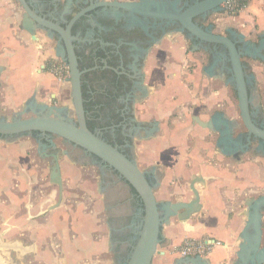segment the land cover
<instances>
[{
  "label": "crops",
  "instance_id": "crops-1",
  "mask_svg": "<svg viewBox=\"0 0 264 264\" xmlns=\"http://www.w3.org/2000/svg\"><path fill=\"white\" fill-rule=\"evenodd\" d=\"M27 1L35 12L60 23L65 0ZM262 4L263 0H246L237 14L216 15L202 25L213 24L219 35L234 31L258 44L264 40ZM22 15L16 0H0V118L10 120L39 105L70 112L64 98L69 83H59L51 73L53 61L60 60L56 40L51 42L36 31L33 41L20 29ZM241 61L254 77L248 90L255 118L264 111L260 104L264 94L258 93L262 86L264 93V61L250 57ZM142 71L143 104L134 112L128 157L156 184L158 203L192 201V183L199 195L197 214L185 223L173 218L162 226L161 246L151 264H187L176 253L185 239L223 243L195 264H234L248 222L246 204L264 195V154L245 152L234 160L216 147L217 132L197 125L196 119L228 122L234 139L239 128L231 93L209 54L194 52L183 38L167 39L148 49ZM29 116L30 111L22 118ZM31 143L16 138L0 147V259L6 264H126L143 215L132 188L106 167L69 160L61 147L62 199L83 193L92 199V208L82 215L80 204L77 214L69 211V222L62 200L59 209L46 214L55 205L47 197L54 188L49 183L50 164L40 159L44 167L32 164ZM91 169L92 178H82ZM96 172H105L109 181L104 183Z\"/></svg>",
  "mask_w": 264,
  "mask_h": 264
},
{
  "label": "water",
  "instance_id": "water-1",
  "mask_svg": "<svg viewBox=\"0 0 264 264\" xmlns=\"http://www.w3.org/2000/svg\"><path fill=\"white\" fill-rule=\"evenodd\" d=\"M16 1L23 10L21 30L28 33L33 41H37L36 31H42L45 38L51 42L56 40L57 48H59L57 57L64 63L68 78L72 110L66 112L63 108L39 105L19 112L10 120L0 118V147L8 146L9 142H3V139L12 136L29 139L36 145L30 135L37 133L41 137L57 138L59 145L61 144L66 152L70 149L65 145L68 142L67 144H72L74 149L77 147L83 150L114 170L119 175V179L124 180L132 188L143 207L137 240L131 249L126 264H151L153 257L158 252V247L161 246L162 226L168 225L173 218H176L179 223H185L197 214L199 212V195L193 188L194 183H192L190 186L193 195L192 201L173 204L158 203L154 196L156 184L151 183L147 174L139 170L135 161L128 157V153L123 152V154L116 146L105 142L98 133H92L87 129L81 94V77L88 70H79L75 43L81 42V39L78 33L74 36L71 35L72 28L81 18H86L96 8H102L104 11L110 9L114 15L119 17L123 12L138 26H143L141 30L143 35L146 38H154L150 48L162 45L167 39L184 38L191 43L194 52L209 54L208 49L216 52L221 60L213 58L233 98L238 113V126H241V131L244 128L246 130V143L242 144L241 135L235 139L232 137L233 126L228 122H216L217 120L213 118L207 122L196 119V123L202 129L217 132L219 137L216 147L220 149L221 153L237 161L240 160L243 153L249 152L253 143H257L254 147L255 150H263L264 148V124L258 125L254 120L257 113L251 112L248 87L254 77L246 73L245 66L241 61L244 57L264 61V54H262L264 40H260L258 44H253L246 41L243 35L234 31L228 30V35L223 36L214 33L215 26L213 24L206 27L202 25L211 17L223 14V4L227 0H136L134 3L116 0H65L63 5L65 8H62V13H60V23L54 18H46L35 12L27 0ZM73 4L88 5L73 14L67 21L63 16ZM151 20L154 22V29L157 28L156 31L152 30V35L148 33V28L145 25ZM172 26L175 27L171 30L170 27ZM125 29V34L128 36L135 31L132 24L126 25ZM127 44L131 48L130 52L147 51L143 50L145 45H134L132 42ZM128 46L125 45L127 49ZM218 48H220L219 51ZM131 55L128 67L131 72H134L136 54ZM111 70L115 72L114 69ZM131 89L135 94V101L130 107L134 116V112L143 104V89L138 88L135 84L131 85ZM28 111H30L31 116L22 118ZM69 116L75 117V120H71ZM221 125L223 126L222 129H220ZM50 144L55 147L53 141H50ZM40 148L45 149V145L37 142L38 154ZM80 152V150L74 151L76 154H80ZM52 159L49 183L56 187L58 200L49 211L55 210L59 206L63 195L59 156L53 155ZM246 206L249 210L248 222L243 231L244 236L241 238V243L237 247L238 251L235 254L236 262L234 264H264V245H262L264 195L250 199ZM246 233L250 234L247 235ZM1 248L8 251L7 246ZM182 259L187 264H195L201 260L200 257ZM0 262L6 264L3 259H0Z\"/></svg>",
  "mask_w": 264,
  "mask_h": 264
},
{
  "label": "flooded vegetation",
  "instance_id": "flooded-vegetation-1",
  "mask_svg": "<svg viewBox=\"0 0 264 264\" xmlns=\"http://www.w3.org/2000/svg\"><path fill=\"white\" fill-rule=\"evenodd\" d=\"M88 4L85 5H78L73 4L68 8V11L66 14H64V18L67 20L68 17H72L73 14L77 13L80 9L86 7ZM179 7H181V4H179ZM62 8H65L64 6ZM59 13H62V11H59ZM117 15H114L112 11L105 10L102 8H96L91 13L88 14L86 18H81L77 23H80V26L84 29L83 35L81 34V31L78 32L79 38L81 39V42L75 43V49L76 51L83 53L88 59L86 62L90 60V64L92 66L90 68H87L85 70H88V72L84 73L82 75V78L85 79V76H88L90 80H86V84L88 88L90 89V93L92 95V101L95 103V96L96 94H104L103 103L107 104L110 102H113V106L119 107L121 106L122 109L119 111V117L120 121L110 127H105L102 129H98L96 133L99 134L103 140H106V142H109L112 146H116L122 153L127 152L128 155H130L129 150L131 146V137L134 135L135 131V123L133 122V115L130 111V107L132 106L133 102L135 101V94H133L132 89H128V85L135 84L138 86V88H141V84L144 80V75L142 71L143 62H144V55L148 52V49L152 46L153 39L146 38L143 35L142 27L138 26L134 20H131L125 16L123 12H121V15L117 18ZM83 19V20H82ZM70 20V19H69ZM67 20V21H69ZM133 25V34L131 33L129 36L132 40H128L126 37H124L123 33L125 34V26L126 25ZM154 22L151 20L148 23H145L146 27L148 28V33H152L153 31H156L157 28L154 29L155 26H153ZM175 26L170 27V29H174ZM153 28V29H152ZM152 35V34H151ZM223 36H225V30H223L222 33ZM111 36H117L115 38L116 40L114 42H111ZM128 36V37H129ZM184 39V38H183ZM185 40V39H184ZM188 47L191 46V43H188ZM133 43L134 45H145V48L143 50H147L144 52H130V46H128L127 43ZM126 46L129 48L127 49ZM128 50V51H127ZM220 48H218V51ZM211 58H217L218 60H221L219 55H217L216 52H212L210 49L207 51ZM100 53H102L103 57L100 56ZM135 56V71L131 72L129 69V60H131V54ZM117 59V67L116 68H110L107 66L109 61H112V59ZM131 62V61H130ZM99 64H102L103 67L99 69ZM104 69L110 70L114 69L115 74L117 75L118 79L117 82L113 83L110 89L107 88V82L99 79L101 77L102 71ZM132 77V78H129ZM121 86V94L116 95L117 88ZM115 96V100H112V98ZM253 110V109H252ZM65 116V115H64ZM256 123L258 125L264 124V117L260 113L257 117L254 118ZM243 127V126H242ZM244 128V127H243ZM119 133V137L117 135V132ZM236 135H241V141L244 145L245 142V134L246 130L244 128L243 131H241V126L235 130ZM109 134L110 138L104 139V135ZM31 139L34 140L37 146V142H39L42 145H45V149L40 148V153H37L38 159L42 160L46 165L50 164L52 156L58 155L59 161H60V154L61 149L56 146L55 144V138H48V137H41L37 133H31ZM16 136L7 137L3 139V142H11L14 141ZM118 138L122 141V145L118 144ZM50 141H53L55 147H53L50 144ZM62 142V140H60ZM66 142V141H64ZM63 143V142H62ZM66 147H70V149L67 150L66 155L68 156L69 160H73L74 162L80 164V165H86L89 164L92 166L93 163H96L100 167H106L105 170L107 171H114L101 161H99L94 156L85 153L83 150L75 147L72 144H67ZM257 143H253L249 148V154L251 155H263L264 154V148L263 150H255L254 147H256ZM61 146V144H60ZM74 149V150H73ZM80 150V154L74 153V151ZM37 152V151H36ZM124 154V153H123ZM94 169H97V167L93 166ZM114 173H116L114 171ZM96 174L99 176V179L102 180L104 183L106 181H109V177L100 172H96ZM117 174V173H116ZM117 176H119L117 174ZM121 178V177H120ZM49 198H52L55 203L58 200L57 196V189L54 187L53 189L49 190L48 196ZM62 201V199H61ZM54 207V204L52 205ZM61 207V202L59 203V206L56 209H59ZM51 208V207H50ZM53 212L52 211H46L47 213ZM264 214V211H263Z\"/></svg>",
  "mask_w": 264,
  "mask_h": 264
},
{
  "label": "trees",
  "instance_id": "trees-1",
  "mask_svg": "<svg viewBox=\"0 0 264 264\" xmlns=\"http://www.w3.org/2000/svg\"><path fill=\"white\" fill-rule=\"evenodd\" d=\"M241 6H244L246 4V0H243L240 2ZM263 9H264V5H263ZM70 17L67 18V20H69ZM83 20V19H82ZM65 26V25H62ZM79 31H81V34L83 35L84 33V29L80 26V23H77L74 25V27L71 30V35H76ZM124 37H126L128 40H132L131 37L127 34H124ZM117 38V36H111V42H114ZM75 53L77 55L78 58V65H79V70H85L87 68H90L92 66V64H90V60L88 62H86V60L88 59L83 53H80L78 51H76L75 49ZM103 54L100 53V56H102ZM103 57V56H102ZM61 61L59 60V63ZM117 59H112V61H109L107 66H109L110 68H116L117 67ZM103 67L102 64H99V69H101ZM99 79L107 82V90L110 89L113 83L117 82V75L110 70L104 69L102 71L101 77H99ZM86 80H90L88 78V76H85V79H83L81 77V94H82V99H83V109H84V113H85V122H86V127L87 129L94 133L96 131H98V129H102L105 127H110L113 126L115 124H117L120 121V117H119V111L122 109L121 106L119 107H115L113 106V102L104 104L103 103V99H104V94H96L95 96V103L92 101V95L90 93V89L88 88L87 84H86ZM121 86H119L117 88V93L115 96L121 94ZM131 85H128V89L130 90ZM234 94L236 96V93L234 91ZM115 96L112 98V100H115ZM118 137L120 136L118 131L116 132ZM110 138L109 134H105L104 135V139ZM103 139V138H102ZM106 142V140H104ZM109 143V142H107ZM118 144L122 145V141L118 138Z\"/></svg>",
  "mask_w": 264,
  "mask_h": 264
},
{
  "label": "built area",
  "instance_id": "built-area-1",
  "mask_svg": "<svg viewBox=\"0 0 264 264\" xmlns=\"http://www.w3.org/2000/svg\"><path fill=\"white\" fill-rule=\"evenodd\" d=\"M243 0H227L223 4L224 11L228 13H234L240 2ZM51 73L56 77L59 83H68V78L65 70V65L61 61L54 62L51 65ZM223 246V243L220 241H196L193 239H185L182 245L177 249L176 253L180 258H206L215 247Z\"/></svg>",
  "mask_w": 264,
  "mask_h": 264
},
{
  "label": "rangeland",
  "instance_id": "rangeland-1",
  "mask_svg": "<svg viewBox=\"0 0 264 264\" xmlns=\"http://www.w3.org/2000/svg\"><path fill=\"white\" fill-rule=\"evenodd\" d=\"M263 5L264 4H262V7H263ZM241 9H243V6H241V4H239L237 10L234 13H228V12L224 11L223 14H226V15H229V16L235 15ZM53 62H59V60L57 59V60H55ZM43 65H45V64H43ZM45 66L47 67V64ZM55 79H57V78L55 77ZM258 93H259V95L260 94H264L263 93V86H262V90H259ZM64 98H65L66 102L68 103V106L72 109V105H71V102H70V88H69V86H68L66 92H64ZM231 99L233 100L232 97H231ZM260 102H261L260 104H262V106H263L264 105V97H263V99H260ZM263 113H264V111H262V116H263ZM69 118L71 120H75V117H73V116H69ZM236 120L239 123L238 115H237ZM55 141H57V143H59L57 138H55ZM57 145H58V147L61 148V146L59 144H57ZM36 151H37V146L32 142L31 143V148H30V151H29V156H30V158L32 160V164L35 163L36 165H38L40 167H44V164H42L39 161ZM92 171L93 170L91 169L90 172L88 173V175H85L82 178H85L87 180H90L92 178L91 176H93V174H94V172H92ZM46 180H47V178H46ZM65 190H67V184L65 185ZM3 198H5V196H3ZM62 200H63L62 202L65 205V208H68V210L65 209V214L64 215H65V217H69V222L71 220V216L68 215L69 214V211L71 212V215L77 214L76 211H77V209H79V207H80L79 205L80 204H83L84 205V208H81L82 211H83L82 215H84L86 212H89V210L92 208V205H91L92 199L89 196H87V195H85L83 193H79L78 196L76 195L75 197L67 198L66 200L62 199Z\"/></svg>",
  "mask_w": 264,
  "mask_h": 264
}]
</instances>
